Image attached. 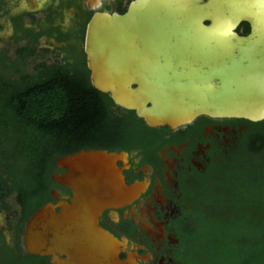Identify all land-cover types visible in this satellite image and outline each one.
I'll use <instances>...</instances> for the list:
<instances>
[{"label": "water", "instance_id": "water-1", "mask_svg": "<svg viewBox=\"0 0 264 264\" xmlns=\"http://www.w3.org/2000/svg\"><path fill=\"white\" fill-rule=\"evenodd\" d=\"M250 25L240 35L241 24ZM84 52L92 86L152 129L177 130L202 117L264 122V0H136L124 15L96 13ZM127 154L101 149L61 157L52 181L63 199L27 221L24 244L54 264H135L100 226L109 209L134 202ZM66 256V259H62Z\"/></svg>", "mask_w": 264, "mask_h": 264}, {"label": "trees", "instance_id": "trees-1", "mask_svg": "<svg viewBox=\"0 0 264 264\" xmlns=\"http://www.w3.org/2000/svg\"><path fill=\"white\" fill-rule=\"evenodd\" d=\"M25 36L30 42L15 59L0 55V200L7 208V198L17 194L22 224L53 201L59 158L89 149L112 152L147 126L92 86L82 50L66 52L62 62L38 63L41 33ZM247 123L255 139L245 155L253 159L264 155V122ZM227 185L226 194L209 195L216 214L196 220L192 264H264V184Z\"/></svg>", "mask_w": 264, "mask_h": 264}, {"label": "flooded vegetation", "instance_id": "flooded-vegetation-1", "mask_svg": "<svg viewBox=\"0 0 264 264\" xmlns=\"http://www.w3.org/2000/svg\"><path fill=\"white\" fill-rule=\"evenodd\" d=\"M135 1L0 0V15L11 22L12 43L27 45L28 31L41 33L38 48L55 39L58 46H49L52 52L66 54L74 48L84 52L87 26L96 13L124 15ZM250 30L243 23L237 32L248 35ZM254 139L247 121L202 117L177 130L146 126L114 150L127 154V163H118L124 168L127 184L141 186L134 202L106 210L100 217V226L119 243L120 259L135 264H192V227L198 217L209 219L216 214L209 195L226 194L230 182L225 181L228 171L215 189L208 185V178L221 165L232 172L228 163L245 155ZM54 174L65 171L57 169ZM57 186L63 199L72 197L67 188ZM21 219L20 212L0 232V264H54L51 256L26 251L27 221L22 224Z\"/></svg>", "mask_w": 264, "mask_h": 264}, {"label": "rangeland", "instance_id": "rangeland-1", "mask_svg": "<svg viewBox=\"0 0 264 264\" xmlns=\"http://www.w3.org/2000/svg\"><path fill=\"white\" fill-rule=\"evenodd\" d=\"M12 25L9 19L7 17L0 15V55L3 52H6L8 57H11L13 59L16 58V51L20 46H25L26 43L21 44H14L11 42V40L14 38V32L12 30ZM56 40L52 39L49 43V46L57 45ZM82 45V42L80 43ZM45 45L43 42L41 44V47L38 48V63L41 62H49V63H56V62H62L64 61V58L66 55L64 53H55L50 52L48 54H44L41 50L48 49L52 51V49ZM34 64H31L29 69L32 71L34 69ZM252 158L248 157L247 155H242L236 158V160L233 162L235 164L232 169V174L226 175L225 181L229 180L231 183H236L238 188H246L251 186L253 184L256 185V189L261 187V184H264V155L260 157ZM224 165H221L220 167L216 168V170L213 171V173L210 174L208 178V185L212 186L211 189H215V187H218V185L221 183V181L224 180ZM231 167V168H232ZM224 171V172H223ZM258 179V180H256ZM260 180V181H259ZM258 181V182H257ZM250 182V183H249ZM256 182V183H255ZM217 189V188H216ZM242 191V190H238ZM6 203L8 205L7 208L2 206V202L0 200V232L5 230L7 226L12 222L15 221L18 215L21 212V206L17 199V194L14 193L10 195ZM197 225H193L192 231H195V235L198 237L199 233L197 232ZM207 231L210 233V230L207 229ZM7 233V232H6ZM8 235V234H7ZM209 235V234H208ZM199 238V237H198ZM201 239H203L201 237ZM232 244H237L238 239H233ZM200 242V241H199Z\"/></svg>", "mask_w": 264, "mask_h": 264}]
</instances>
